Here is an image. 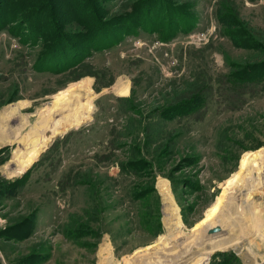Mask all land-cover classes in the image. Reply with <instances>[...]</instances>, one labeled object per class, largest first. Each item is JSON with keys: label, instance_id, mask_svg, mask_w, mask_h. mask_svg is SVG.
<instances>
[{"label": "rangeland", "instance_id": "rangeland-1", "mask_svg": "<svg viewBox=\"0 0 264 264\" xmlns=\"http://www.w3.org/2000/svg\"><path fill=\"white\" fill-rule=\"evenodd\" d=\"M44 1L0 0V264H264V91H216L264 61V0H165L191 30H139L75 68L86 27L46 51L71 1ZM205 81L201 110L166 112Z\"/></svg>", "mask_w": 264, "mask_h": 264}, {"label": "trees", "instance_id": "trees-1", "mask_svg": "<svg viewBox=\"0 0 264 264\" xmlns=\"http://www.w3.org/2000/svg\"><path fill=\"white\" fill-rule=\"evenodd\" d=\"M2 1H4V4H8L7 0ZM58 1L61 4V1L63 2L64 0ZM70 1V5H57V13L55 14H58L57 20L59 24L52 26L51 30H49V27L44 29L46 35L47 31L50 32L46 39L48 41L43 40V47L46 48L47 51V48H51V42L54 44L57 39H60L61 41L66 39H61L66 36V33L63 35L64 31L62 25H85L86 29L83 30V32L80 30L74 34L76 36L75 43L77 42L76 45L80 46V50H75L77 52L74 56L76 60H74L68 68H75L79 64L82 65V59L85 55L88 56L93 51L113 46L124 35L137 34L139 30H143L151 34L155 33L159 39L166 41L171 39L172 36H175L178 31L187 32L191 30L195 21V18L192 14L187 12V10H185V12L179 11V8H181L182 5L174 8V11L177 13L179 11V14L181 15L180 17L178 15V18L183 19V23L177 22L176 19L178 18L174 19L169 18L168 16L163 17L162 13L167 11L164 10L165 8L163 9V5H166L165 0H120V3H118L120 9L113 12L111 11L112 7L116 6L114 2L118 0ZM167 8L170 10L168 6ZM175 12L173 15H176ZM5 22H8V20ZM5 22H0V29L5 27L3 25ZM104 25L109 27L105 29H113L114 31V34L109 38L107 36H103L102 38L98 37L99 28ZM51 35H54L57 38L55 39L53 36L50 38ZM42 36L43 34L41 36L38 35V33L36 34V37ZM57 49L60 48L57 47ZM46 51L42 52V56ZM242 66H240L241 68L239 69L236 68L239 67L238 65L235 66L233 69L229 70L228 74L224 77H219L217 80L218 88L216 91L221 96L233 100L232 103L234 104L243 103L248 97L257 96L259 92L262 93L264 91V61L251 66L249 64L247 66ZM37 69H40V67L36 66V70ZM212 90L213 88L207 85L205 81L199 84L198 87L189 89V93H185L184 96L182 95L178 98L171 96L172 98L167 104L168 109L166 112L168 114H177L184 112L186 109L188 113L190 110L197 112L204 107L209 97L212 95ZM161 110L162 109H159L158 113L161 112ZM139 164V160L136 161V163L130 159L126 162V165L141 169L142 166Z\"/></svg>", "mask_w": 264, "mask_h": 264}, {"label": "water", "instance_id": "water-1", "mask_svg": "<svg viewBox=\"0 0 264 264\" xmlns=\"http://www.w3.org/2000/svg\"><path fill=\"white\" fill-rule=\"evenodd\" d=\"M45 134L48 135L49 131H46ZM221 231H222L221 226L219 224H215V225L210 226L209 228H207L206 235H214V234H217V233H219Z\"/></svg>", "mask_w": 264, "mask_h": 264}, {"label": "bare ground", "instance_id": "bare-ground-1", "mask_svg": "<svg viewBox=\"0 0 264 264\" xmlns=\"http://www.w3.org/2000/svg\"><path fill=\"white\" fill-rule=\"evenodd\" d=\"M47 131H49V130H47ZM50 133V132H49ZM49 135V134H48ZM163 187V186H162ZM166 189V188H165ZM177 224H178V222H177ZM162 241V240H161ZM148 247H151V245L150 246H148ZM199 264H205V259L203 260H201L200 262H199Z\"/></svg>", "mask_w": 264, "mask_h": 264}]
</instances>
